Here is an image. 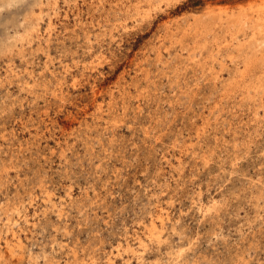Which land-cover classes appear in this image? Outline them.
<instances>
[{"label": "rangeland", "instance_id": "1", "mask_svg": "<svg viewBox=\"0 0 264 264\" xmlns=\"http://www.w3.org/2000/svg\"><path fill=\"white\" fill-rule=\"evenodd\" d=\"M152 1L141 0L140 5L166 7L163 0ZM254 1L238 0L235 5ZM104 2L102 8L94 0H59L60 14L52 13L55 64L48 78H63V93L42 92L37 97L18 82L0 91V256L1 251L10 256L7 243L25 247L23 263L31 256L42 259L43 251L54 263L65 264L73 258V248L80 255L84 248L110 250L126 232L139 229V222L149 217L147 210L159 203L189 235L200 233L197 254L217 251L225 257L250 248L255 264H264L263 129L257 133L250 117L233 104L225 105L222 114L212 113L210 94L215 89L209 84L190 92L198 78L191 69L180 82L166 77L178 63L183 66L186 56L171 47L176 28L166 24L189 12V6L181 2L171 16L140 24L128 17L127 27L115 29V15L124 13L115 6L117 0ZM83 29L91 33L92 42L86 41ZM73 53L79 64L71 62L73 69L66 71L57 58L72 61ZM45 61L43 55L35 57L37 73ZM140 67L149 70L150 81ZM144 89L150 93L139 100ZM205 118L209 132L204 147L196 148L198 154L173 147L176 138L193 134ZM237 137L252 143L249 150L238 152L242 157L234 166ZM212 147L217 155L206 165L199 156ZM199 192L207 203H222L221 211L198 210L193 199ZM214 231L220 234L213 236Z\"/></svg>", "mask_w": 264, "mask_h": 264}, {"label": "bare ground", "instance_id": "2", "mask_svg": "<svg viewBox=\"0 0 264 264\" xmlns=\"http://www.w3.org/2000/svg\"><path fill=\"white\" fill-rule=\"evenodd\" d=\"M163 1L166 7L159 3L158 5L151 4L152 6L150 8L145 7L146 9H143V6L140 5L141 0H117L115 6L120 12L124 13V16L120 17L119 14L115 13L116 21L113 23V26H115V29L125 26L128 17L137 22V24H140L141 21L151 20L155 16H171L176 12L181 2L186 4L187 7L189 6V12H185L174 21L171 20L173 23L166 24L169 29H171L173 24L176 28V35L172 38L173 43L171 47H175L181 55H185L186 53L183 66H180V63H178V66L171 71V74H166V77L169 80L180 82L181 75L191 69L194 76L198 78L195 83V88H190V92L198 93L199 90L202 88L205 89V86L210 85L215 89L210 94L214 100L213 106L210 108L212 113L222 114L225 110V105L233 104V109L237 108L250 117V124L256 127L257 133L261 131L260 128L264 132V0H255L254 2L237 6L235 3L238 0ZM94 2L102 8L106 5L104 0H94ZM199 2H202L201 5L195 6ZM58 3L59 0H53L52 2L51 0H0V91L2 89L9 91L10 86L18 82L21 84L23 90L28 89L32 93H35L37 97L41 96L40 93L42 92L47 93L51 91L57 96L64 92L65 81L63 78L57 77L54 81L48 78L49 73L54 74L51 66L52 63L55 64V57L52 54V44L54 42V31L56 28L53 17L54 15L57 16L60 14L57 11ZM150 3H153V1L150 0ZM155 9L156 12L154 14L153 11ZM48 16L49 21L46 23ZM64 16L66 17V15ZM104 20L106 19L104 18ZM164 22L166 21L164 20ZM83 31L86 34V41L92 42L91 33L85 29ZM76 54H72V61L65 63L61 61L64 53L61 55V58H57L61 64L63 63L62 65L66 68V71L72 68L71 62L75 66H78L79 61H77ZM41 55L46 58V61L43 69L40 73H37L35 57L37 58ZM161 57L162 52L159 47L158 60L160 62L163 61ZM216 64L219 68L216 67ZM31 65L32 67H30ZM146 69L140 67L141 72L150 81L151 75L149 70L147 72ZM226 74L228 77H226ZM8 81L9 84L7 83ZM154 83V81H151V84ZM186 88L187 91L185 90V93L189 94V88ZM142 92L139 95L140 99L138 96H133V98L141 100L143 97H148L150 93L149 89H144L143 95ZM124 94V99L128 100L131 97L128 92ZM95 96L97 95L95 94ZM174 107L176 106L174 105ZM99 108L101 109V107ZM88 116L90 115L88 114ZM209 124V119H206L202 124L196 126L193 134L189 133V136H184L182 139L180 137L176 138L173 147L179 148L182 153H188L194 150L193 153L198 154L196 148L204 147V140L207 138L209 132ZM62 129L64 128L62 127ZM146 133L150 134V131L146 130ZM250 135L253 136L252 134ZM237 139L238 137L233 143V148L237 152L232 159V165L234 166L238 165L237 163L242 157L238 152L242 148L249 150L252 143V140L240 142ZM214 149L212 147L204 153L202 152L203 154H199V159L202 163L206 165L211 164L217 155V151ZM180 161L182 162V160ZM193 204L197 205V209L204 212V214H210L212 212L218 214L224 206L222 203L213 199L209 200L208 203L205 202L202 192H199L198 196L193 199ZM147 215H149L147 220L143 219L139 222V229L134 230L133 233H130V231L126 232L120 238L118 244H114L110 250H106L104 246L93 247L90 251L84 248L82 255H80L78 249L72 247L74 250H70V252L73 258L70 257L65 264H255V259L252 256L250 248H246V250H238V248L228 253L225 257H222L217 251L210 253V255L204 253L197 254V248L199 247L201 239L200 233L193 236L189 235L188 230L179 227L178 220L175 221L171 212L161 204L159 205V203H156L153 208H149ZM219 234L217 231L212 233L213 236H218ZM249 243L251 244V242ZM19 244L15 246L7 243L6 252L10 256L5 255L4 251H1L0 264H56L49 258L46 251H43L42 259H40L41 256H31V258L29 257L28 263H23L25 247ZM251 246L254 248L253 245ZM1 249L3 250V248Z\"/></svg>", "mask_w": 264, "mask_h": 264}]
</instances>
